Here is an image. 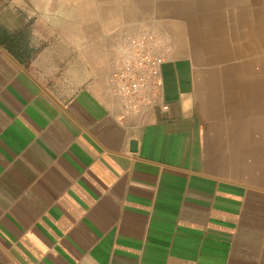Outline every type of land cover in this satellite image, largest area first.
<instances>
[{
    "label": "crops",
    "instance_id": "crops-1",
    "mask_svg": "<svg viewBox=\"0 0 264 264\" xmlns=\"http://www.w3.org/2000/svg\"><path fill=\"white\" fill-rule=\"evenodd\" d=\"M170 1L0 0V264H264V182L223 156ZM140 30L173 48L167 109L124 116L111 73Z\"/></svg>",
    "mask_w": 264,
    "mask_h": 264
},
{
    "label": "bare ground",
    "instance_id": "bare-ground-1",
    "mask_svg": "<svg viewBox=\"0 0 264 264\" xmlns=\"http://www.w3.org/2000/svg\"><path fill=\"white\" fill-rule=\"evenodd\" d=\"M184 1L188 3L184 8L173 1L166 5L170 10H184V31L199 64L196 92L209 100L218 122V113L229 116L230 140L248 139L245 160L237 157L242 151L237 144L234 149L230 146L228 156L258 171L253 153H260L258 161L264 163V0H202L199 9L189 5L195 0ZM191 11H198V21Z\"/></svg>",
    "mask_w": 264,
    "mask_h": 264
},
{
    "label": "built area",
    "instance_id": "built-area-1",
    "mask_svg": "<svg viewBox=\"0 0 264 264\" xmlns=\"http://www.w3.org/2000/svg\"><path fill=\"white\" fill-rule=\"evenodd\" d=\"M159 40L142 30L123 36L117 51V63L111 73V90L122 114L139 116L162 104V67Z\"/></svg>",
    "mask_w": 264,
    "mask_h": 264
},
{
    "label": "rangeland",
    "instance_id": "rangeland-1",
    "mask_svg": "<svg viewBox=\"0 0 264 264\" xmlns=\"http://www.w3.org/2000/svg\"><path fill=\"white\" fill-rule=\"evenodd\" d=\"M150 32H152V31H150ZM125 33H127V32H125ZM125 33H123V34H125ZM152 33L157 36V38L159 40V47L161 49V55L163 56V59H165V57L168 56V54L171 52V50H173L172 46H170L171 43L169 42L168 38L163 33H161V32H152ZM163 37H165V38H163ZM196 68L199 69V64L196 66ZM228 119H229L228 116H223V117H221L220 122L221 121L226 122V121H228ZM215 124L218 125L217 120L215 121ZM210 125H212L211 121H210V123L206 122L205 128H206L207 132L211 131V129H212L211 128L212 126H210ZM229 138L231 139V136L229 135V133H225L224 135L221 136V139L223 141L219 142L220 147H223L225 149V151H223V153H225L227 157L230 156V152H229L230 144L228 142V140H230ZM237 145L248 146V139H246V138L239 139ZM227 149H228V151H227ZM240 153L243 155L246 152L242 150V151H240ZM253 156L256 157L254 159L256 162V166H260L259 170L257 171V177H260L261 181L264 182V174L262 173V172H264L263 171L264 170V167H263L264 163L262 161H260V162L258 161L259 158L262 159V155L260 153L255 152V153H253ZM228 160H229V158H228ZM261 166L263 167L262 169H261Z\"/></svg>",
    "mask_w": 264,
    "mask_h": 264
}]
</instances>
